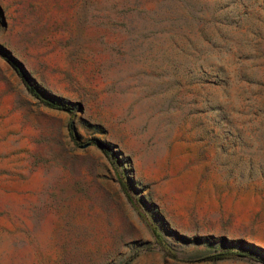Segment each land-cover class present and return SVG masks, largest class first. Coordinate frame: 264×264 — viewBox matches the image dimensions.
Wrapping results in <instances>:
<instances>
[{"label":"rangeland","instance_id":"rangeland-1","mask_svg":"<svg viewBox=\"0 0 264 264\" xmlns=\"http://www.w3.org/2000/svg\"><path fill=\"white\" fill-rule=\"evenodd\" d=\"M0 264H264V0H0Z\"/></svg>","mask_w":264,"mask_h":264},{"label":"trees","instance_id":"trees-1","mask_svg":"<svg viewBox=\"0 0 264 264\" xmlns=\"http://www.w3.org/2000/svg\"><path fill=\"white\" fill-rule=\"evenodd\" d=\"M4 58L16 69V71L22 76L23 81L28 89V91L37 99H39L44 105L50 107V108H54V109H59V110H65V111H69L70 107L69 105L65 104V103H61L58 102L56 100H50V99H46L45 97L42 96V94L38 91V89L35 87V85L30 81V79L24 74V72L22 71L19 63L17 62V60H15L13 57L9 56V55H5ZM74 126H73V122L70 124V133L73 136L74 139H76L75 134H74V130H73ZM104 151L107 155H111L112 152L107 148L104 147ZM122 185L125 189H127V185L124 181H122ZM154 234L159 237L160 242H163L160 236V233L157 231V229H153ZM234 252L231 250H226V251H220L218 253H214V254H210V255H206L204 257H202L200 260H213V259H219V258H225V257H229L233 254Z\"/></svg>","mask_w":264,"mask_h":264},{"label":"water","instance_id":"water-1","mask_svg":"<svg viewBox=\"0 0 264 264\" xmlns=\"http://www.w3.org/2000/svg\"><path fill=\"white\" fill-rule=\"evenodd\" d=\"M97 142L101 145V146H103V147H106V145L103 143V142H101V141H99V140H97ZM91 143H86L85 145H83L84 147H86V146H88V145H90Z\"/></svg>","mask_w":264,"mask_h":264}]
</instances>
